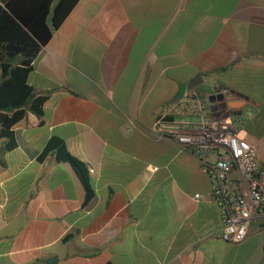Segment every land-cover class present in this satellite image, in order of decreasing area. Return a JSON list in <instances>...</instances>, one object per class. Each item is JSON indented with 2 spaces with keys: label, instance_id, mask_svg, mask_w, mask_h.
Returning a JSON list of instances; mask_svg holds the SVG:
<instances>
[{
  "label": "crops",
  "instance_id": "crops-1",
  "mask_svg": "<svg viewBox=\"0 0 264 264\" xmlns=\"http://www.w3.org/2000/svg\"><path fill=\"white\" fill-rule=\"evenodd\" d=\"M197 74L240 96L264 164V0H79L32 61L44 115L14 148L0 135V264H264V220L224 240L199 160L153 130ZM53 135L88 165L90 202L70 163L39 160Z\"/></svg>",
  "mask_w": 264,
  "mask_h": 264
},
{
  "label": "built area",
  "instance_id": "built-area-1",
  "mask_svg": "<svg viewBox=\"0 0 264 264\" xmlns=\"http://www.w3.org/2000/svg\"><path fill=\"white\" fill-rule=\"evenodd\" d=\"M213 94L224 98L206 101L196 87L188 88L162 106L153 130L199 160L210 178L209 197L219 208L221 237L237 244L247 237L255 216L264 220V164L245 134L246 118L229 106L240 96L226 88Z\"/></svg>",
  "mask_w": 264,
  "mask_h": 264
},
{
  "label": "trees",
  "instance_id": "trees-1",
  "mask_svg": "<svg viewBox=\"0 0 264 264\" xmlns=\"http://www.w3.org/2000/svg\"><path fill=\"white\" fill-rule=\"evenodd\" d=\"M37 2L0 3V135L6 139V147L17 145L14 126L31 111L37 116L44 115L47 94H39L28 81L32 61L41 47L52 37L70 14L79 0H36ZM55 3V4H54ZM51 15V25L48 17ZM54 153L58 161L72 165L86 191V201L96 195L88 165L73 155L65 139L53 135L46 143L39 160ZM67 234L64 240L71 237ZM107 264H114L108 262Z\"/></svg>",
  "mask_w": 264,
  "mask_h": 264
},
{
  "label": "water",
  "instance_id": "water-1",
  "mask_svg": "<svg viewBox=\"0 0 264 264\" xmlns=\"http://www.w3.org/2000/svg\"><path fill=\"white\" fill-rule=\"evenodd\" d=\"M202 82H203L202 74H197L189 82H185V83L180 84L179 91H178V93L174 99H178V98L182 97V95L184 94V92L188 88H194V87L200 85ZM223 98H224L223 94H212L209 96V100L211 102L221 101V100H223Z\"/></svg>",
  "mask_w": 264,
  "mask_h": 264
},
{
  "label": "rangeland",
  "instance_id": "rangeland-1",
  "mask_svg": "<svg viewBox=\"0 0 264 264\" xmlns=\"http://www.w3.org/2000/svg\"><path fill=\"white\" fill-rule=\"evenodd\" d=\"M204 85H205L204 83H201L200 85L196 86V89L201 95H204V98L207 101V100H209V97H207V94L204 91L205 90V86Z\"/></svg>",
  "mask_w": 264,
  "mask_h": 264
}]
</instances>
